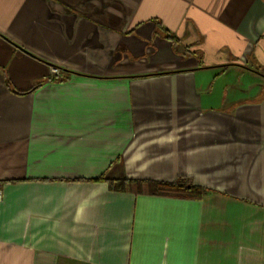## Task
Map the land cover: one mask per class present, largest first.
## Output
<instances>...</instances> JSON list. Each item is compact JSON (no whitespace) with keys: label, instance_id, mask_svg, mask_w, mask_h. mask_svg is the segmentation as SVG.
<instances>
[{"label":"crops","instance_id":"crops-1","mask_svg":"<svg viewBox=\"0 0 264 264\" xmlns=\"http://www.w3.org/2000/svg\"><path fill=\"white\" fill-rule=\"evenodd\" d=\"M0 264H264V0H0Z\"/></svg>","mask_w":264,"mask_h":264},{"label":"trees","instance_id":"trees-1","mask_svg":"<svg viewBox=\"0 0 264 264\" xmlns=\"http://www.w3.org/2000/svg\"><path fill=\"white\" fill-rule=\"evenodd\" d=\"M108 185L111 189L115 191H125L126 185L131 183L130 181L127 183L122 180L117 181H107ZM137 186L141 183L147 185V190L149 194L153 195H161V196H171V197H187V198H199L203 194L207 193L208 190L202 187H198L196 185L191 184V182L186 179H176L173 182H156V181H136Z\"/></svg>","mask_w":264,"mask_h":264}]
</instances>
